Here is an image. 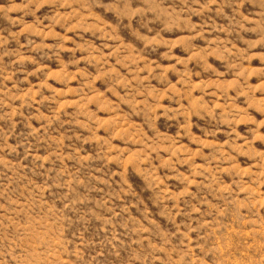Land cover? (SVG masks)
Listing matches in <instances>:
<instances>
[{"label": "rangeland", "instance_id": "obj_1", "mask_svg": "<svg viewBox=\"0 0 264 264\" xmlns=\"http://www.w3.org/2000/svg\"><path fill=\"white\" fill-rule=\"evenodd\" d=\"M0 264H264V0H0Z\"/></svg>", "mask_w": 264, "mask_h": 264}]
</instances>
